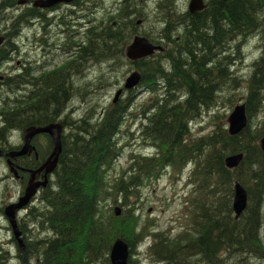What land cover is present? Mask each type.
<instances>
[{
	"label": "trees",
	"instance_id": "16d2710c",
	"mask_svg": "<svg viewBox=\"0 0 264 264\" xmlns=\"http://www.w3.org/2000/svg\"><path fill=\"white\" fill-rule=\"evenodd\" d=\"M15 6L14 0H0V16ZM28 11L21 14L25 24L39 14L38 10ZM263 13L264 0H216L210 10L192 16L191 27L187 30L188 38L179 39L180 43L186 42L180 52L182 55L175 53L168 58L173 67L170 74L167 75L161 64L152 60L137 65L142 73L146 72L150 77L144 79L148 81L151 94L153 89H158L160 77L165 78L167 90L164 97L152 102V112H148L149 125L142 132V137L148 141V145L161 151L158 157L164 167L194 165L192 181H189L192 184V201L201 199L200 205L192 204V233L185 234L190 238L187 243H165L166 237L156 235L159 240L153 247L154 255L168 264H256L264 260V154L258 145L264 138V121L256 127L250 123L240 135L232 137L226 127V116L215 115L211 134L190 141V122L193 124L203 119L206 113L213 110L211 108L217 103V94L223 91L218 85L219 80L230 67L220 61L223 53L216 54L213 46L229 49L238 37L247 38L260 29L264 48V30H261V27L264 28ZM20 26L21 23L18 28ZM15 28L17 23L13 24L12 30ZM1 57L3 53H0ZM263 59L264 52L255 63L254 73L246 85L250 119L264 109ZM233 63L230 62V65ZM69 78V74L67 77L52 74L46 84L44 80L40 83L43 85L38 84L40 93L30 94L29 99L24 101L1 97L0 141H6L7 125L9 129L24 132L30 126L56 123L68 111L71 103L81 97L76 95ZM182 91L186 93V98L180 101L176 95L182 94ZM130 101L107 108L97 124L86 120L67 121L70 131L65 136L64 150L56 172V188L53 184L42 193L39 207L30 208L27 215L32 225L50 235L27 246V253L39 259V264H108L106 255L116 236L123 237L132 247L151 225L148 222L145 226L141 225L140 218L131 210L119 219L104 211V204L109 200L116 202L120 195L127 203L133 195L131 189L142 185L147 176L157 171L153 165L157 157L152 160L136 157L133 166H130L131 177L126 182L124 176L116 178L121 181L113 186L104 179L100 181V163L105 160L102 149H106L110 134L118 130L121 119L128 113L127 104ZM0 150L7 152L11 147L1 143ZM236 154L245 155L244 161L238 169L229 171L225 167V160ZM113 159L108 161V167L112 166ZM40 161L33 160L28 168L36 169ZM235 181L242 183L251 197L249 208L242 218L243 226L236 224L230 215L222 213L210 196L222 197L219 206L226 205L230 209L228 199L233 196ZM207 204L210 206L206 207ZM42 209L46 210L41 213ZM41 221H45V229L41 228ZM20 227L23 230V225ZM140 227L141 232H138ZM82 242L81 251L79 247ZM34 247L37 249L35 253ZM0 255V264H8L9 254L1 247Z\"/></svg>",
	"mask_w": 264,
	"mask_h": 264
},
{
	"label": "rangeland",
	"instance_id": "374dc122",
	"mask_svg": "<svg viewBox=\"0 0 264 264\" xmlns=\"http://www.w3.org/2000/svg\"><path fill=\"white\" fill-rule=\"evenodd\" d=\"M113 1L114 0H108V2H111V3ZM161 1L165 2V8H163L160 13L162 12H164V14L170 13L171 19L169 21H173V22H176V20L178 19V16L173 11L176 10V12L178 13L184 12L186 7L189 5V4H186L187 0H177V1L176 0L174 1L161 0ZM82 2L83 0H79L77 6L75 7V11L73 13L72 12L66 13L67 14L66 21L68 25L71 26V28H73L72 26H74L73 23H76V19L78 18V16L85 19V21L83 22L84 23L83 25H85L88 20V17L86 15L77 14L76 12V10L79 8ZM156 2L157 1H154V0L150 2V7L145 14V16H149V21H145L144 22L145 24L143 25V27L146 26L147 23H150V27L154 29L157 28L158 24L155 22L157 15H154L155 8L157 7ZM18 7L19 5L16 3V6L14 8H10L12 9V11H14L13 16H12V12L9 13V15L11 16V20L17 16L18 10L20 11L21 6H20V9ZM185 15L186 13L180 16L182 21H183L182 17ZM52 17H50V15H47V17H44L40 21H32L29 27H27L26 29L21 26V29H24V30L20 33L21 38H19L16 41L17 45L21 48L20 53L19 54L16 53L17 56L23 57L24 60L40 61L43 59L44 61H48L45 56H42L43 50L39 51L36 57L33 56L31 54L32 46L29 47L30 45L28 44V42L31 41L33 43L34 49L38 51L39 45L41 46L44 43V41L40 43L38 39L45 37V41L49 43L50 37H51L52 39L51 48L53 47L54 51L57 49L58 45H60V42L62 41L61 38H58L56 40V37L60 36V34H56L53 32H51L53 34L51 36L46 34L47 30L50 28L51 22H53L54 20V18ZM262 17H264V13L262 14ZM156 21L160 23L163 20L156 19ZM8 22L5 23V20H2L0 18V29L4 26L9 27L12 21H8ZM188 24L189 22L180 29L181 34L183 35V37H180V38H185V37L188 38L187 30L190 25ZM58 30H60V32H63L61 31V28H59ZM84 30L85 31L87 30L86 26L84 27ZM261 30H264V28L262 27ZM150 32L154 34L152 30H150ZM120 34H123L124 37L126 38L125 31L122 30L121 27L117 29L109 28L106 31V36L104 37V40L99 41V45L115 44L118 48L123 49L125 44L127 43L126 41L128 40V43H130L133 39V36L132 37L128 36L126 40H121L118 38ZM60 37L63 38V36H60ZM174 38L177 41H179V39H177L176 36ZM239 39L231 45V47L229 48L226 54L221 55L220 61L225 60L226 66L227 65L230 66V62L232 61H235L233 63L235 65L234 66L231 65L229 67L230 69L225 70L224 76H222L220 79V83L218 85H221L223 91L222 92L220 91L221 93L219 92L217 94V97H216L217 103L213 108H211L213 109V111L211 113H206L203 119H198L196 123L194 122L193 126H191L193 129L192 134L190 136L191 139L202 136V135H207L210 132H212L213 124H214L213 117L215 115L224 116L225 114H227L225 117L226 123H227V119L232 113L235 105L239 103L238 100L247 96L246 85H247V82L249 81L248 79H250V77L252 76L250 74L253 73L255 63L263 55L264 48H263V43H262V39L260 35V30L257 32H254L251 36L247 38H239ZM236 47L238 48L236 49ZM181 50L182 48L180 47V51ZM92 57H94V55H92ZM166 62L167 60L164 61L166 65L163 63L165 71L166 73H171L172 70L169 64H167L168 62L167 63ZM244 63L246 65H244ZM167 68H170V70ZM50 69L53 70V67H50ZM124 69L122 68L121 62L117 61V63L114 64L112 62H108V58H107L106 61L101 64L85 63L79 69L78 74L73 73L70 76V83L72 85L73 90H76L75 92L76 95L79 94L82 97H78L73 103H71L69 107L70 113L67 115L68 119L71 116V112H73L72 116L78 122H80L82 119L90 122L93 117L98 115V113H102L104 109L108 107V101H110V94H115L117 92L115 89V85L120 83L123 80L121 73L124 71ZM246 69H248V71ZM67 74L68 73H64V75L66 76ZM86 86H87V90H85ZM17 89H21V87L19 86L17 87ZM87 92H88V95H87ZM166 93L167 91L164 88H162V90H158L155 95H164ZM151 96H152L151 93L146 92V88H144V90H140L136 94V97H135V102H137L136 109L133 111L132 115L128 117L126 126H125L126 130L134 131L135 136H130L129 134L124 132L118 138L120 141V144L121 143L129 144V146L125 147L124 149L122 148L121 150L122 158L118 161V163L115 164V168L110 172L114 180H117L115 179V177L120 176L121 173L127 168V165H128L127 163H129L128 161H130L131 156H133V153H131L132 151H135L136 153L138 152L137 154L144 153V154H149V155L157 151L151 145H148V141H146L142 137V132H143L142 126H143V122H146V121L144 120V116L142 114L141 108L144 103H147V106H151L152 102L148 101V99ZM176 98H180V96L176 95ZM183 99L184 97H182L180 101H182ZM212 101L213 100L210 101L209 105L212 103ZM129 103L130 102H128L127 106L129 105ZM110 104H111V101H110ZM258 115L259 116L257 117V119L254 121V127L259 126V124L264 121V109H261ZM123 119L124 117L121 119L120 124L122 123ZM67 130L68 128H66V132ZM5 131H6V141H0V145L2 143V144H7V146H9V145H12L13 143H18L20 141L19 139L20 130L14 129V128L9 129V126L7 125ZM116 133L117 131L110 134L109 138H110L111 143H109L106 146V149H102V151L105 152L103 153V158H105V160L100 163V172H99L100 181L104 179L105 169L108 165V161L111 159V153L115 146L114 140H115ZM116 140H117V136H116ZM0 162H1L0 176H3L4 174H7L8 171L3 163V160H0ZM192 168L193 166L190 165L187 171L190 172ZM187 174L188 173L182 176L178 182H174L171 179V176L166 175L157 184L148 186L144 190L142 189L141 199L137 196L129 198L127 203H124V206H122L123 209L125 211L131 210L135 212V214L141 218L142 223L146 222L147 220H153L152 224L156 225L162 231L165 230L166 226L173 225V226L178 227L177 232H179L180 231L179 225H181L182 223L185 225V222H186L185 220H189L190 218V214H187L189 211L186 212L185 214H180L182 210V194H183L182 193L183 189H180V188L184 184L185 182L184 180L186 179ZM54 181H55V178L53 179V184L56 188ZM17 183H18L17 181L14 182L10 180H5L3 179V177H1L0 179V207L5 206L6 203L11 202L13 198L17 197V193L19 191V185ZM98 188H99L98 193H100L101 186H99ZM220 194L221 196H223V193H220ZM210 196L212 197V201L219 207V209H222L223 211H228L226 205L223 207L219 206L223 201L222 197L220 198L222 200L221 201L220 199H218L212 194H210ZM232 198L228 199L229 204H231V207H232ZM200 203H201V199H195L193 201V204L200 205ZM209 206L210 204L206 205V207H209ZM44 210L46 209H42L41 213H43ZM25 215L26 214L23 215V219L21 223L22 225H26L27 229L29 230L27 234L28 238L38 241V240H45L48 238V236H50L49 234L46 235V232L38 233L37 231H35V229L32 226V222H29L27 219V216ZM236 224L240 226L244 225L242 221L238 223L236 221ZM42 225H43L41 226L42 229H45V226H47L45 224V221L42 222ZM10 229L11 228H9V224L6 221V219L2 215H0V247L6 250L7 252H9L10 257L12 258L10 261V264H24V262L21 260L19 256V253L17 252L16 245L13 242V237L11 236L12 232ZM33 230H34V233L31 234V231ZM83 244L84 243L82 242V246L79 247L81 251L83 250L82 248ZM144 247L145 245H139L137 247L136 256L132 257L133 261L136 262V264H154L151 258V255H149V253L144 252ZM36 251L37 249L34 247L33 253H35ZM27 256H30V255L27 253ZM35 261L36 259H33V264H35ZM259 262L260 263L256 262V264H264V260H259ZM26 264H32L31 260H26Z\"/></svg>",
	"mask_w": 264,
	"mask_h": 264
},
{
	"label": "bare ground",
	"instance_id": "6f19581e",
	"mask_svg": "<svg viewBox=\"0 0 264 264\" xmlns=\"http://www.w3.org/2000/svg\"><path fill=\"white\" fill-rule=\"evenodd\" d=\"M136 1V0H135ZM216 0H214L213 1V3L215 2ZM138 5H140L141 3H140V0H137V2H136ZM147 3V6H148V9H149V7H150V2L149 1H147L146 2ZM97 6H99L100 8H101V10H102V17H101V27H102V35H100V36H98L97 35V22H96V17H94V10L97 8ZM129 6H130V2H129V0H114L112 3L111 2H108V0H83V2H82V4L79 6V8L76 10V12H77V14H81V15H86L87 17H88V23L87 24H90L91 25V27L93 28V34H92V37L90 38V40L88 41V43H84V44H82V42H81V40L79 39V37H78V31H80L79 29H81V27L80 26H75V27H73V28H71V26L70 25H65L63 28H61V31H63L61 34H60V36H63V38L62 37H60V36H58V37H56V40L58 39V38H61L62 39V41L60 42V45H62L63 46V44L62 43H65L66 41V43L64 44V46H63V48L65 49H67V51H71V53H74V54H76V55H78V56H80L81 58H82V60H81V62L79 63V69L82 67V65H84L85 63H90V64H96V63H99V64H101V63H104L105 61H106V59L108 58V62H112V63H114V64H116L117 63V61H119V62H121L122 63V68L124 69V68H127L128 67V61L129 60H131L132 58H130L129 56H131L132 55V53H130V50H131V48L134 46V44L135 43H140V44H144V45H147V46H149V44H157V45H160L162 42H164L165 41V43L163 44L162 43V47L164 48V49H166V50H169V49H171V48H174V47H176V48H178V44H183V42L185 41H181V43H180V40L179 41H177L174 37H168V38H165V39H162V38H156V37H154V36H152V32H150V30H152V27H150V23H147V25L145 26V32H146V34H147V36H142V35H126V38H128V36H130V37H132L133 36V39H132V41L130 42V43H128V40L126 41L127 43L125 44V46H124V48L123 49H120V48H118L115 44H102V45H99V41H101V40H104V37L106 36V31L110 28L109 27V25H108V23H112L113 22V20L114 21H116V23H117V25L116 26H114L113 28L114 29H117V28H122V30H123V23H120L119 21H121V22H123L124 21V12L129 8ZM156 8H155V11H154V15H157V17H158V15H160L161 16V18L162 19H164V20H167V21H169L170 19H171V14L170 13H166V14H164V12H162V13H160L161 12V10L163 9V8H165V2H163V1H161V0H157V2H156ZM189 7H188V11L190 12V13H192V14H194V13H197V14H199V13H201V9L200 10H198V11H196V12H194L193 10H192V2L191 3H189V5H188ZM25 7H26V9H25V11H30V9H29V6H28V4H25ZM197 8V7H196ZM110 9V10H109ZM10 12H12V16L14 15L13 13H14V11H12V9L9 11V12H7L6 14H2L1 15V19L2 20H5V23H7L8 21H11V16L9 15V13ZM177 16H178V19L180 18V16H182V13H178V12H176V10H174L173 11ZM40 16H42V17H33V18H31L30 19V21L27 23V27H29V25L31 24V22L32 21H40V20H42L44 17H47V15H49V14H46V13H44V12H40V14H39ZM113 15V16H112ZM191 15V14H190ZM195 15V14H194ZM4 16H6V17H4ZM8 16H10V17H8ZM52 16H54V15H50V17H52ZM56 16V15H55ZM57 16H59V14H57ZM115 16V17H114ZM259 16V15H258ZM257 16V17H258ZM52 18H54V17H52ZM10 19V20H9ZM146 19V20H145ZM178 19L176 20V21H178ZM257 19V18H256ZM258 19H259V17H258ZM262 19V18H261ZM111 20V21H110ZM161 20V19H160ZM260 20V19H259ZM104 21H105V23H104ZM110 21V22H109ZM145 21H149V16H145L144 17V20H143V23L141 24V27H143V25L145 24L144 22ZM189 21V20H188ZM253 21V20H252ZM9 23V22H8ZM158 23V22H157ZM246 23V22H245ZM263 23V22H262ZM156 24V23H155ZM161 24V23H160ZM187 24V23H186ZM207 24V23H206ZM229 24V23H228ZM164 25V24H163ZM180 25V24H179ZM226 25V24H225ZM241 25V24H240ZM247 25V24H246ZM157 26V25H156ZM161 26H162V24H161ZM228 26V25H227ZM251 26V25H250ZM157 27H159V26H157ZM189 27H191V25H189ZM225 27V26H224ZM252 27V26H251ZM227 28V27H226ZM247 28V27H246ZM258 28H260V27H258ZM262 28V27H261ZM26 29V28H25ZM181 29V28H180ZM240 29V28H239ZM18 30H20L19 32H18V34L17 35H8V34H0V40H4L5 42H8V44L7 45H12V47L11 48H13L14 50H13V54L14 55H17V54H19L20 53V51H21V48L17 45V43H16V41L19 39V38H21V35H20V33L24 30V29H21V26L18 28H16L15 30H12V32H11V34H14L15 32H17ZM231 30V29H230ZM246 30V29H245ZM250 30H252L251 28H250ZM260 30V29H259ZM258 30V31H259ZM65 31V32H64ZM212 31V30H211ZM247 32V31H246ZM254 32H257V31H254ZM253 32V33H254ZM262 32V31H261ZM174 33V32H173ZM211 33V32H210ZM223 33V32H222ZM241 33V32H240ZM245 33V32H244ZM253 33H251V34H249V36H251ZM126 34V33H125ZM158 34V33H157ZM257 34V33H256ZM173 36V35H172ZM190 36V35H189ZM244 36V35H243ZM246 36V35H245ZM248 36V37H249ZM178 37V36H177ZM191 37H192V35H191ZM190 37V38H191ZM264 37V36H263ZM118 38L119 39H121V40H126V38L124 37V35L123 34H120L119 36H118ZM186 38V37H185ZM239 38H241V37H238V39ZM262 38V37H261ZM180 39V38H179ZM250 39V38H249ZM71 40V43H69L68 41H70ZM188 40V39H187ZM232 40H234V39H232ZM230 41V42H233V41ZM240 40V39H239ZM38 41H40V43L42 42V41H44V43L41 45L42 47H43V49H44V47L45 48H50L51 47V42H52V39H51V37H50V41H49V43H47L46 41H45V37H43V38H41V39H38ZM175 41H177L178 42V44H174V42ZM228 41V40H227ZM234 41H236V40H234ZM259 41V40H258ZM247 42V41H246ZM223 43V42H222ZM221 43V44H222ZM227 43V42H226ZM156 45V46H157ZM187 45V44H186ZM224 45V44H223ZM240 45V44H239ZM191 46V45H190ZM244 46V45H243ZM58 47H59V45H58ZM58 47H57V49L55 50V51H57L58 52ZM242 47V46H241ZM181 48H183V47H181ZM238 47H236V49H237ZM42 49V50H43ZM187 49H188V46H187ZM213 49H214V52H216V54H217V52L218 53H223V54H226L225 52H227L229 49H227L225 46L224 47H216V46H213ZM242 50V49H241ZM54 51V50H53ZM232 51V50H231ZM243 51V50H242ZM247 51V50H246ZM182 52V51H181ZM17 53V54H16ZM208 53V52H207ZM243 53V52H242ZM261 53V52H260ZM231 54V53H230ZM3 55H5L4 53H3ZM92 55H94V57H92ZM176 55H182V53H180V52H178V54H176ZM259 55V54H258ZM183 57V56H182ZM259 57V56H258ZM178 58V57H177ZM200 58V57H199ZM220 58V57H219ZM239 58V57H238ZM261 58V57H260ZM246 59V58H245ZM244 59V60H245ZM127 61V62H125V61ZM170 60V59H169ZM169 60H167V64H169V66H170V68H171V70H172V65H171V63H169ZM229 60V59H228ZM264 60V59H263ZM216 61V60H215ZM255 61H256V59H255ZM224 62H225V60H224ZM235 62V61H234ZM244 62V61H243ZM48 63V61H44L43 59L42 60H40V61H38V60H24V65H25V71H24V73L23 74H21L22 75V78L24 77V76H28V72L30 71V79L31 80H33L34 82V88H32L31 90H28L27 88H23L20 92H17L16 94L17 95H21V96H24L25 95V93H31V92H34V95H37V93H40V91H38L37 90V88H39L38 87V84H40L43 80L45 81V84H46V81L48 80L49 81V79H50V77L52 76L51 74H50V72L52 71L51 69H50V67L49 66H46V64ZM223 63V62H222ZM248 63V62H247ZM165 64V63H164ZM211 64V63H210ZM166 65V64H165ZM233 66L235 65V64H232ZM237 65V64H236ZM240 65V64H239ZM244 65H246L245 63H244ZM243 65V66H244ZM168 66V67H169ZM202 66V65H201ZM215 66V65H214ZM231 66V65H230ZM242 66V67H243ZM249 66V65H248ZM160 67L164 70V72L166 73V71H165V68H164V66H163V64L162 65H160ZM167 67V66H166ZM226 67H228V66H226ZM237 67V66H236ZM235 67V68H236ZM241 67V66H240ZM239 67V68H240ZM256 67V66H255ZM170 68H167V69H169L170 70ZM225 68V67H224ZM238 68V69H239ZM207 69V68H206ZM213 69V68H212ZM230 69V68H229ZM252 69V68H251ZM125 70V69H124ZM247 71H248V69H246ZM168 71V70H167ZM211 71V70H210ZM235 71V70H234ZM241 71V70H240ZM2 72V71H1ZM7 72V71H6ZM215 72H217V71H215ZM237 72H238V70H237ZM252 72V71H251ZM5 73V72H4ZM8 73L9 74H13V75H16V76H14L16 79H18V71H15V70H13V69H8ZM79 73V72H78ZM245 73V72H244ZM254 73V72H253ZM6 74V73H5ZM167 75L168 74H170V73H166ZM224 74V73H223ZM214 75H216V74H214ZM250 75H253V74H250ZM142 76L146 79V77L147 78H150V77H148V74L146 73V72H143L142 73ZM67 77V76H66ZM69 77H70V75H69ZM240 77V76H239ZM256 77H257V75H256ZM246 78V77H245ZM249 78V77H248ZM247 78V79H248ZM145 79H143L142 81H141V84H147V82H146V80ZM220 79V78H219ZM236 80H238V79H236ZM249 80V79H248ZM30 81V80H29ZM216 81H217V78H216ZM220 81V80H219ZM31 82V81H30ZM32 83V82H31ZM211 83V82H210ZM213 83V82H212ZM214 83H215V81H214ZM217 83H218V81H217ZM220 83V82H219ZM162 84L163 83H158V89H153V93H152V97L150 98V99H148V101H151V102H154V100L155 99H160V97H164L165 96V94L164 95H155L156 94V92L158 91V90H162V88H164L165 90H166V87L165 86H162ZM40 85H43V84H40ZM214 85V84H213ZM145 86V85H144ZM211 86V85H210ZM21 87V86H20ZM221 87V86H220ZM22 88V87H21ZM86 89L85 90H87V86L85 87ZM149 88V87H148ZM217 88H219V86L217 87ZM216 88V89H217ZM222 88V87H221ZM18 90H20V89H18ZM149 90H150V88H149ZM218 90V89H217ZM222 90V89H221ZM167 91V90H166ZM118 92V91H117ZM116 92V93H117ZM215 93V92H214ZM13 94L12 93H6V94H4L3 93V96H5L6 98H9V97H11ZM87 95H88V92H87ZM82 97V96H81ZM126 98V99H125ZM123 100L124 101H130L131 100V97L130 96H125L124 98H123ZM85 101V100H84ZM192 102V101H191ZM239 102V101H238ZM173 103H174V100H173ZM238 105H239V103H238ZM240 106V105H239ZM238 107H234V109H233V111H232V113L230 114V116L228 117V119H227V123H226V127H227V130L229 131V133H230V127H231V124H229V121L231 120V118H232V116H233V112L237 109ZM107 109V108H106ZM106 109H104V111L102 112V113H98V115H96L95 117H93L92 119H91V122L93 123V124H97V123H100V120H101V115L103 114L104 115V113H105V110ZM88 112V111H87ZM70 113V111H69V109H68V111L66 112V113H64V115L59 119L61 122H63V124H64V126L66 127V128H68V126H67V121L68 120H72V121H74V122H78L76 119H74L73 118V116H72V113L73 112H71V116H70V118L69 119H66V117H67V115ZM100 117V118H99ZM192 117V116H191ZM83 120V119H82ZM81 120V121H82ZM188 120H189V118H188ZM193 120V119H192ZM64 121H65V123H64ZM185 121H187L186 120V118H185ZM184 121V122H185ZM182 123V122H181ZM196 123V122H195ZM89 124V123H88ZM189 124V123H188ZM72 125V124H71ZM191 126H193V124H192V121L190 122V130H191V132H192V127ZM80 129H81V127L80 126H78ZM189 127V126H188ZM178 128V127H177ZM184 129V128H183ZM68 131H70L69 130V128H68V130H67V132H66V135L69 133ZM65 135V136H66ZM87 136V135H86ZM70 151V150H69ZM252 151V150H251ZM68 152V151H67ZM131 153H133V156H131V158H130V161H128L129 163H127L128 165H127V168L122 172V171H120V172H122L121 173V175L120 176H118V177H123L124 176V178L125 179H129L130 177H131V175H130V166H131V164H132V162L134 161V159L136 158V157H141V158H148V159H150V160H152V159H156V157L159 159L160 157H158L159 156V152H157V151H155L153 154H151V155H149V154H144V153H139V154H137L135 151H132ZM263 154H264V152H263ZM200 155V154H199ZM202 155V154H201ZM203 156V155H202ZM122 158V154H120L114 161H113V164H112V166H110V167H108L109 169H110V172L115 168V164L116 163H118V161L120 160ZM200 159V158H199ZM202 159V158H201ZM146 160V159H145ZM203 160V159H202ZM205 160V159H204ZM138 161V160H137ZM144 162V161H143ZM146 162V161H145ZM144 162V163H145ZM149 162H151V161H149ZM53 161L50 159L49 160V158L47 159V160H45L43 163H42V166H47L48 165V170H49V168H50V166L52 165V167H53ZM126 163V162H125ZM141 163V162H140ZM147 163V162H146ZM134 164V163H133ZM133 164H132V166H133ZM139 164V163H138ZM190 164V163H189ZM140 165V164H139ZM122 166V165H121ZM126 166V165H125ZM123 167H124V165H123ZM136 168V167H135ZM169 168L170 169H174V168H176L175 166H169ZM46 170V169H45ZM48 170H46V172L48 171ZM51 171V170H50ZM138 172V171H137ZM118 177H115V179L116 178H118ZM205 178V177H204ZM118 180V179H117ZM55 181H56V177H55ZM55 181H54V183H55ZM206 182V181H205ZM52 186H53V184H51ZM216 186V185H215ZM224 186V185H223ZM209 191V190H208ZM110 193V192H109ZM211 193V192H210ZM41 196H42V194H40L38 197H37V199L35 200V202L33 203V205H32V207L31 208H38L39 207V205H40V198H41ZM234 200H235V193L233 192V198H232V206L234 205ZM31 210V209H30ZM28 213H29V211L26 213V215L25 216H27L28 215ZM22 225V224H21ZM21 225H19V227H18V230L17 231H15L14 229H10L11 230V232H12V237H13V242L15 243V245H16V248H17V252L19 253V256H20V258H21V260L24 262V261H26V260H33V259H36V261L39 263L40 262V260L39 259H37V258H35V257H32V256H30V258H28V256H24L23 255V253H22V251H23V249L25 248V247H27L28 246V244H30V243H35V242H37V240H33V239H30V238H28L27 237V234H28V229H27V226L26 225H23V230H21ZM32 226H34L35 227V225L33 224ZM35 229V231H37L38 233H43L42 232V230H40V229H38L37 227H35L34 228ZM10 232V231H9ZM34 233V230L33 231H31V234H33ZM45 233V232H44ZM11 241H12V239H11ZM39 241V240H38ZM21 244H22V246H21ZM39 245V244H38ZM4 250V249H3ZM6 251V250H5ZM2 252V251H1ZM7 252V251H6ZM8 254H9V252H8ZM3 255V254H2ZM1 256V255H0ZM9 257H10V254H9ZM0 258H2V257H0ZM11 257H10V261H11ZM3 260H5V259H3ZM10 261H9V263L8 264H10ZM8 262V261H7ZM5 264H6V262H5Z\"/></svg>",
	"mask_w": 264,
	"mask_h": 264
},
{
	"label": "flooded vegetation",
	"instance_id": "af4514ba",
	"mask_svg": "<svg viewBox=\"0 0 264 264\" xmlns=\"http://www.w3.org/2000/svg\"><path fill=\"white\" fill-rule=\"evenodd\" d=\"M147 1L148 0H140L141 4L138 5L136 3L137 0L136 1L135 0H129L130 6L124 12V21L123 22L119 21L120 23L124 24L123 30L125 31L126 35L147 36V34L145 32V26L141 27V24L143 23V20H144V16H145L146 12L148 11V6L146 3ZM152 1L153 0H150V2H152ZM154 1H157V0H154ZM169 1H174V0H169ZM192 1H194V0H192ZM201 1L204 4L205 9L203 11H201V13H199V14H202V13L210 10L211 6L214 4L213 3L214 0H201ZM189 3H191V0H187L186 4H189ZM64 7H66V6H58L54 9H51V10L46 12V14L54 15L53 16L54 20H53V22H51L50 28L47 30V33H46L47 35H49V36L53 35L51 32L56 33V34H61L62 32H60V30H58V29L63 28L65 25H68V23L66 21V15L67 14H65L63 11ZM188 7L189 6L186 7L184 12L179 11L180 13H182V15H184L186 13V15L182 17L183 21L181 20V18H179L178 21H176V22L167 21V20L162 19L161 16L158 15V17L156 19L163 20L160 22L162 24V26L160 23H157V21L155 19V22L158 24L159 27H157L155 29L152 28V31L154 33V34H152V36L157 37V38H162V39L172 37V35H173V37L178 36L177 39H179L180 37H183V35L181 34V31H180V28L184 27L186 25V23H188V22L190 23V21L192 22V20H191L192 16L194 14H197V13H194V14L190 13L188 11ZM57 14H59V16H55ZM94 17H96V22H97V26H96L97 27V35L100 36V35H102V27H101L102 10L99 6H97V8L94 10ZM104 23H105V21H104ZM73 25L74 26H72V27H75V26L77 27L80 24L73 23ZM108 25L110 28H113L114 26L117 25V23H116V21L113 20V22L108 23ZM77 34H78L79 39L83 38V36H84V32H81V31H78ZM65 43H62L63 46ZM162 43L164 44L165 41ZM28 44L30 45L29 47L32 46L31 54L35 57L37 56V53L43 49V47L39 45V50L36 51L34 49L33 43L31 41H29ZM82 44H84V41H82ZM181 45H182V43L177 45L178 48H176V47L172 48L171 52L172 53L177 52L176 54H178V52L180 51ZM63 46L59 45L58 52L53 51V47L52 48L51 47L50 48L44 47V49L42 51V56H45L46 59L48 60V63L46 64V66L53 67V70H55L56 68H61L64 63L72 62L71 75L73 73L78 74V72H79L78 67H79V63L81 62V59L80 60L76 59V56H75L76 54L71 53V51H67L66 48L65 49L63 48ZM13 53L14 52L9 53L6 56V60L2 59L0 61V66H1L0 80L2 81L1 85H13V86H17V87H19V86L23 87L24 85H27V84L33 85L34 81L29 78L30 77V71L28 72V76H24L22 78L21 74H23L25 71V65H24L23 57L14 55ZM14 61H15V63H13ZM9 68L19 72L18 73V76H19L18 79H16L14 77L17 74L13 75V74L8 73Z\"/></svg>",
	"mask_w": 264,
	"mask_h": 264
},
{
	"label": "water",
	"instance_id": "95a60500",
	"mask_svg": "<svg viewBox=\"0 0 264 264\" xmlns=\"http://www.w3.org/2000/svg\"><path fill=\"white\" fill-rule=\"evenodd\" d=\"M74 0H41L37 1L34 3V7L36 8H43V9H48L51 8L55 5L66 3L70 4ZM200 0H195L193 1L192 4V10L194 12L198 11L201 9L200 7ZM20 4H25L24 2H21ZM197 7V8H196ZM2 40H0L1 44ZM154 48L149 44V46L140 44V43H135L134 46L131 48L130 53H132L131 56H129L132 59H138L140 57H145L152 55L154 53ZM140 82V76L139 75H133L131 78L127 80V84L125 85L126 89H133L135 88ZM120 93H118L119 95ZM229 124H231L230 127V134L232 136H237L243 132L247 125V120H246V110L245 107L243 106H238V108L233 112V116L231 120L229 121ZM61 126H50L44 129H35L33 128L30 132H27V135L25 136L26 142H28V139H31L35 135L38 134H44L48 133L53 137L54 140V146L53 150L51 153V156L49 160L51 159L53 161V167H55V164L58 163V157H56V152L60 151V133H61ZM263 143V148H264V140L262 141ZM24 152L28 148V146L24 147ZM23 152V153H24ZM2 154L0 153V156ZM10 157L14 156H20V153L18 154H11L9 155ZM243 154H237V155H232L229 156L226 160L225 163L228 168L233 169L239 166L241 161L243 160ZM55 158V159H54ZM52 165L50 166L48 170V165L47 166H42L39 170L37 171H31L30 174L32 176V181H30L29 186L26 189L25 193V198H23L20 202L19 205L16 206H10L6 209L5 214L9 218V221L11 223L12 228L17 231L18 230V225H17V218H16V211L18 209H22L24 206H26L30 199L37 193V190L42 187L46 186V182L44 183H39V184H34L33 179L35 175L45 171V176H46V170L47 174L50 173V170L53 169ZM46 169V170H45ZM248 202V195L245 190L242 189L239 185L235 187V200H234V205H233V210L236 214V219H239L245 212L246 206ZM121 212L120 210H116V216H120ZM22 246V244H21ZM24 251V249H23ZM110 258H111V264H128V259H129V246L128 244L123 241L122 239L117 240L110 253Z\"/></svg>",
	"mask_w": 264,
	"mask_h": 264
}]
</instances>
